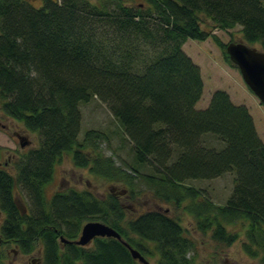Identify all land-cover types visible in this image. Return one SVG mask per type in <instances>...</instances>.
<instances>
[{
    "label": "trees",
    "instance_id": "obj_1",
    "mask_svg": "<svg viewBox=\"0 0 264 264\" xmlns=\"http://www.w3.org/2000/svg\"><path fill=\"white\" fill-rule=\"evenodd\" d=\"M130 1L135 0H40L37 5L0 0V103L6 114L40 134V144L14 162L16 175L0 168L2 238L23 252L40 244L41 264H136L114 236H97L90 246L73 241L82 223L94 219L116 228L141 251V240L153 241L158 264H190L187 251L194 241L166 212L145 211L125 221L115 193L101 199L71 188L47 196L56 163L70 152L77 166L92 165V172L130 184L139 176L156 196L178 204L186 196L200 197L186 180L234 172L226 203L202 198L192 209L198 227L212 229L214 240L226 243L236 239L226 224L245 221L243 247L264 264V140L248 106L233 102L226 90H215L208 106L196 107L202 73L183 47L188 38L212 37L233 64L226 44L204 29V19H210L221 29L239 24L244 40L264 50V0ZM93 96L108 106L132 142L136 163L129 170L101 153L104 131L87 129L84 140L78 138L80 105ZM207 136L220 145L204 143ZM147 165L150 172L138 168Z\"/></svg>",
    "mask_w": 264,
    "mask_h": 264
},
{
    "label": "rangeland",
    "instance_id": "obj_2",
    "mask_svg": "<svg viewBox=\"0 0 264 264\" xmlns=\"http://www.w3.org/2000/svg\"><path fill=\"white\" fill-rule=\"evenodd\" d=\"M96 1L97 3L99 2V0ZM100 1L102 2V0ZM138 1L140 0L130 1L129 3H137ZM32 2L34 5H37L40 3V0H32ZM202 25L204 29H211L224 45L233 40L245 41L239 24L227 29H221L213 26L212 20L204 19ZM185 41L184 50L200 66L204 84L202 96L196 103V107L205 108L208 106V102H210L212 93L215 90H226L229 92L233 102L245 103L248 106L254 116L257 131L262 140H264V104L261 103L254 92L249 90L240 70H238L239 68L225 58L224 50H222L223 47L212 37L205 40L188 38ZM253 46L262 49L260 43H254ZM0 102H2L1 98ZM80 110L82 118L79 140H84L87 129L93 128L104 131L106 139L98 142L101 153L107 157H111L116 167L121 166L129 170L127 166L136 163L133 160L134 151L132 142L126 139L127 137L125 138L122 126L114 118L108 106L97 96H93L89 101L81 103ZM13 130L27 134L31 139V143L27 144L26 147H22L18 138L12 137L11 133ZM204 143L214 146L220 145L212 136H207ZM39 144L40 134L38 131L28 130L22 121L13 119V117L6 114L0 103V168L6 169L16 175L14 162L29 151V149ZM85 151L89 152V149L86 148ZM90 153H95L91 147ZM4 161H9V164L5 165ZM91 166H77L73 160L72 153H64L61 160L55 165L53 179L46 184L47 196H51L56 190H68L71 188L78 191L91 192L101 199L107 198L109 193H115L125 208V221H130V219L150 210H160L176 218L184 229L183 234L194 241V247L187 251V258L190 264H261L260 256H251L243 247L247 241V223L245 221L238 220L226 224V229L236 234V239L232 243H226L214 240L212 229H200L198 227V217L193 211L194 209H192L194 202L202 201L203 199L211 201L214 205L226 203L233 191V185H235L236 176L234 172L227 171L222 175L209 179L186 180L185 185L196 187L201 194L197 200H192L186 196L178 204L174 199L167 200L156 196L153 188L135 174L136 178H133V184H130L123 179H106V177L92 172L90 170ZM149 167L147 165L139 166L138 168L140 171L150 172L151 167ZM16 194L17 197L21 194V190L18 187L16 188ZM19 201L22 208L29 211L30 208L25 206L20 198ZM4 218L5 214L0 209V261L3 264H41L42 262H39L40 260L42 261V247L40 244L30 252H23L13 241H7L2 238L1 226ZM88 221L86 220L82 223L81 230L83 225ZM79 235L76 239L79 238ZM135 237L139 239L138 236ZM66 239L67 241H63L61 238L59 240L62 243H68L69 239ZM93 242H89L87 246L92 245ZM142 242L144 251H141L138 247H134L151 264H158L160 254L156 244L153 241L143 240L139 244ZM134 259H136V264H143L138 258Z\"/></svg>",
    "mask_w": 264,
    "mask_h": 264
},
{
    "label": "water",
    "instance_id": "obj_3",
    "mask_svg": "<svg viewBox=\"0 0 264 264\" xmlns=\"http://www.w3.org/2000/svg\"><path fill=\"white\" fill-rule=\"evenodd\" d=\"M226 50L230 60L238 66L249 88L264 103V50L247 45L244 41H230L226 44ZM27 143H29L27 137H20L21 146H25ZM109 235L122 241L129 248L133 258H138L143 264H151L137 248L123 239L116 228L101 220H89L86 222L82 227L79 238L75 242L84 245L96 236ZM60 237L63 241H67L66 238Z\"/></svg>",
    "mask_w": 264,
    "mask_h": 264
},
{
    "label": "flooded vegetation",
    "instance_id": "obj_4",
    "mask_svg": "<svg viewBox=\"0 0 264 264\" xmlns=\"http://www.w3.org/2000/svg\"><path fill=\"white\" fill-rule=\"evenodd\" d=\"M13 119H15V118H13ZM7 127L9 126V125H6ZM10 127V126H9ZM12 137H17L18 138V141H19V143H20V137H27L28 139H29V143H31V139L28 137V135L27 134H25V133H21V132H19L18 130H13L12 131ZM29 143H27V144H29ZM21 145V144H20ZM22 147H26V145L25 146H22ZM1 163V162H0ZM4 164L5 165H7V164H9V161H4ZM0 166H1V164H0ZM94 239H91V242L93 241Z\"/></svg>",
    "mask_w": 264,
    "mask_h": 264
}]
</instances>
